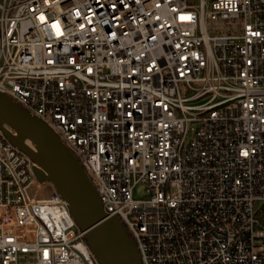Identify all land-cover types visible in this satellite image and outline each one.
Listing matches in <instances>:
<instances>
[{"label": "built area", "instance_id": "1", "mask_svg": "<svg viewBox=\"0 0 264 264\" xmlns=\"http://www.w3.org/2000/svg\"><path fill=\"white\" fill-rule=\"evenodd\" d=\"M0 94L141 264H264V0H0ZM36 169L0 129V264H99Z\"/></svg>", "mask_w": 264, "mask_h": 264}, {"label": "water", "instance_id": "2", "mask_svg": "<svg viewBox=\"0 0 264 264\" xmlns=\"http://www.w3.org/2000/svg\"><path fill=\"white\" fill-rule=\"evenodd\" d=\"M4 125L17 135H12ZM0 129L38 165L39 181H48L68 204L84 240L99 264H141L135 243L116 219H105L99 196L79 163L38 118L0 94ZM31 142L34 149L26 145Z\"/></svg>", "mask_w": 264, "mask_h": 264}, {"label": "rangeland", "instance_id": "3", "mask_svg": "<svg viewBox=\"0 0 264 264\" xmlns=\"http://www.w3.org/2000/svg\"><path fill=\"white\" fill-rule=\"evenodd\" d=\"M198 103V102H197ZM53 186L49 182L43 183V185L40 188H37L36 186H33L30 189V193L32 195H35V197L40 198H48V196L52 193ZM135 198H142L145 196L142 185H139L135 188L133 192Z\"/></svg>", "mask_w": 264, "mask_h": 264}, {"label": "bare ground", "instance_id": "4", "mask_svg": "<svg viewBox=\"0 0 264 264\" xmlns=\"http://www.w3.org/2000/svg\"><path fill=\"white\" fill-rule=\"evenodd\" d=\"M25 143L27 146H29L31 149H34V151H36V149L34 148V146L31 144V142H29L28 140H25ZM37 152V151H36Z\"/></svg>", "mask_w": 264, "mask_h": 264}]
</instances>
